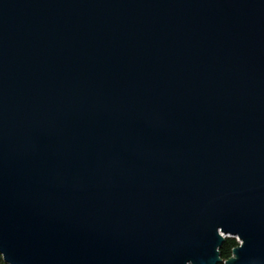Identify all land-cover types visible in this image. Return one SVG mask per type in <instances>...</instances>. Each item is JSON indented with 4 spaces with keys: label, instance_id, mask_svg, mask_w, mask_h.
Masks as SVG:
<instances>
[{
    "label": "water",
    "instance_id": "obj_1",
    "mask_svg": "<svg viewBox=\"0 0 264 264\" xmlns=\"http://www.w3.org/2000/svg\"><path fill=\"white\" fill-rule=\"evenodd\" d=\"M0 254L264 264V0H0Z\"/></svg>",
    "mask_w": 264,
    "mask_h": 264
},
{
    "label": "trees",
    "instance_id": "obj_2",
    "mask_svg": "<svg viewBox=\"0 0 264 264\" xmlns=\"http://www.w3.org/2000/svg\"><path fill=\"white\" fill-rule=\"evenodd\" d=\"M223 247L220 249L221 257L223 260H227L232 256L234 248L238 247L240 244L234 238H227L223 243ZM0 264H7L4 262L3 257L0 254Z\"/></svg>",
    "mask_w": 264,
    "mask_h": 264
}]
</instances>
